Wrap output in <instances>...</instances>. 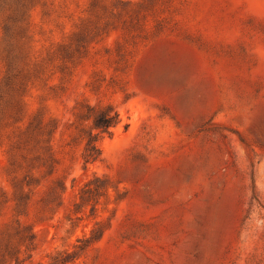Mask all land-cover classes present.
I'll return each mask as SVG.
<instances>
[{"label":"rangeland","instance_id":"obj_1","mask_svg":"<svg viewBox=\"0 0 264 264\" xmlns=\"http://www.w3.org/2000/svg\"><path fill=\"white\" fill-rule=\"evenodd\" d=\"M0 264H264V0H0Z\"/></svg>","mask_w":264,"mask_h":264},{"label":"trees","instance_id":"obj_2","mask_svg":"<svg viewBox=\"0 0 264 264\" xmlns=\"http://www.w3.org/2000/svg\"><path fill=\"white\" fill-rule=\"evenodd\" d=\"M118 114L115 112H112V110L109 109H101L97 114L94 115V127L96 129H99L100 131H109L110 127L118 122ZM95 134H90V138L87 141L86 150L84 153V158L86 162H88L90 159L95 160L98 156V148L95 145L93 136ZM61 187H65V183L61 184ZM24 246L27 250L32 249L35 243V235L32 231H29L28 235L24 238ZM19 252L16 254L15 259L19 258ZM14 253V252H13Z\"/></svg>","mask_w":264,"mask_h":264}]
</instances>
